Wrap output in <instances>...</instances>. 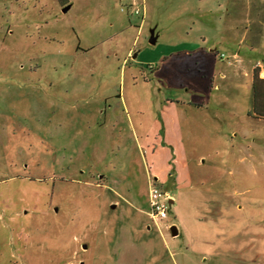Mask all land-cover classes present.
Returning a JSON list of instances; mask_svg holds the SVG:
<instances>
[{
  "label": "rangeland",
  "instance_id": "374dc122",
  "mask_svg": "<svg viewBox=\"0 0 264 264\" xmlns=\"http://www.w3.org/2000/svg\"><path fill=\"white\" fill-rule=\"evenodd\" d=\"M259 65L264 0H0V264H264Z\"/></svg>",
  "mask_w": 264,
  "mask_h": 264
},
{
  "label": "built area",
  "instance_id": "2783aa9c",
  "mask_svg": "<svg viewBox=\"0 0 264 264\" xmlns=\"http://www.w3.org/2000/svg\"><path fill=\"white\" fill-rule=\"evenodd\" d=\"M133 13L140 15V10L133 9ZM155 181L158 180L155 179ZM148 200L149 216L153 221L169 219L175 198L168 191H162L153 180L148 183Z\"/></svg>",
  "mask_w": 264,
  "mask_h": 264
},
{
  "label": "crops",
  "instance_id": "0c3cea01",
  "mask_svg": "<svg viewBox=\"0 0 264 264\" xmlns=\"http://www.w3.org/2000/svg\"><path fill=\"white\" fill-rule=\"evenodd\" d=\"M256 49V48H255ZM212 52H214V50H211ZM129 55H131V51L129 52ZM192 59H193V64H194V66H199V64L200 63H202V64H204V65H206V68H207V64H209V61H210V59H211V56H209L208 54H206V52L205 51H203V49L202 50H198V52H196V53H190V55H189ZM220 57L222 58V59H224L225 58V54L224 53H222L221 55H220ZM234 57L236 58L235 60H239V54L238 53H235V55H234ZM214 62L216 63V58L214 59ZM214 63V64H215ZM259 63V62H258ZM260 67L259 68H261V71H260V78L261 79H264V75H263V73H264V68L262 67V65H259ZM254 68L255 67H253L252 68V83H254V74H253V71H254ZM207 70V69H206ZM210 70H208L207 72H209ZM209 74V73H208ZM221 74V77L222 78H224V77H226L227 76V73H224V72H222V73H220ZM212 77V76H211ZM195 101V100H194ZM202 103V104H201ZM199 102V100H196L195 101V103H190V104H193L195 107H205V103L204 102ZM204 103V104H203ZM252 113V110L249 112V117L250 118H253L254 119V121H260V122H264V120L263 119H260V118H257L254 114H251ZM174 160H175V157H174ZM175 171H176V181H173L172 183H173V185L176 187V188H179L180 189V187L182 186L181 184H184L185 182H182V178H180V174H179V172H177V170L175 169ZM157 180L159 179V178H156ZM174 198H175V196H174ZM175 201H176V198H175ZM175 201H174V203H175ZM173 203V204H174ZM150 217V216H149ZM151 218V217H150ZM153 221V220H152ZM154 222V221H153Z\"/></svg>",
  "mask_w": 264,
  "mask_h": 264
},
{
  "label": "trees",
  "instance_id": "16d2710c",
  "mask_svg": "<svg viewBox=\"0 0 264 264\" xmlns=\"http://www.w3.org/2000/svg\"><path fill=\"white\" fill-rule=\"evenodd\" d=\"M253 90V109L251 114L264 120V79L260 78L257 71L254 75Z\"/></svg>",
  "mask_w": 264,
  "mask_h": 264
},
{
  "label": "water",
  "instance_id": "95a60500",
  "mask_svg": "<svg viewBox=\"0 0 264 264\" xmlns=\"http://www.w3.org/2000/svg\"><path fill=\"white\" fill-rule=\"evenodd\" d=\"M71 8L70 5L66 6L64 9H63V12H67L69 9ZM156 42V39L154 38V31H152V39H151V43L152 44H155ZM171 234L173 237H177L179 235V229L177 226H172L171 227ZM84 249H87V246H84Z\"/></svg>",
  "mask_w": 264,
  "mask_h": 264
}]
</instances>
